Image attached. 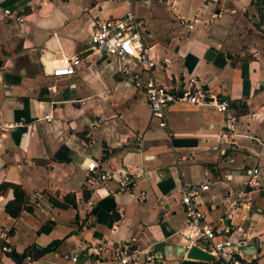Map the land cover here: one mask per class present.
Segmentation results:
<instances>
[{"label":"crops","instance_id":"0c3cea01","mask_svg":"<svg viewBox=\"0 0 264 264\" xmlns=\"http://www.w3.org/2000/svg\"><path fill=\"white\" fill-rule=\"evenodd\" d=\"M4 8L25 21L0 18V125H18L0 129V184L26 198L11 218L4 206L12 191H0V233L11 247L2 252L0 240V264H20L23 253L52 264L87 244L130 240L160 256L156 264H219L186 257L202 241L170 197L185 181L208 185L198 204L216 239L241 241L240 264H264V0H0ZM129 9L143 20L154 58L171 61L156 69L157 81L170 88L195 76L227 103L236 134L224 130L226 114L181 103L167 107L159 128L119 72L137 67L89 49L95 23ZM195 16L205 26L187 30L182 19ZM72 56L80 63L71 76L49 75ZM90 161L107 174L142 175L118 193L113 180L90 182ZM252 166L262 188L249 195L250 209H235L228 194L241 191Z\"/></svg>","mask_w":264,"mask_h":264},{"label":"built area","instance_id":"2783aa9c","mask_svg":"<svg viewBox=\"0 0 264 264\" xmlns=\"http://www.w3.org/2000/svg\"><path fill=\"white\" fill-rule=\"evenodd\" d=\"M205 2L216 3L217 0H204ZM1 20H8L17 24H23L25 19L22 15L13 12L8 8L0 10ZM187 30L195 25L205 26L204 22L197 16L190 20H183ZM145 24L129 9L120 18L104 20L95 23L89 38L88 45L92 52L103 54L106 57H115L120 61H127L137 67V70L122 66L119 72L130 83L133 89L139 91L145 98L150 118L155 120L159 128H166L165 111L174 103L193 105L198 107H211L214 111L226 114L223 128L230 134H236L234 114L228 112L227 103L209 96L198 87L195 76H189L180 84L167 88L160 84L155 78L154 72L163 65H170L167 58H154L150 47L144 44L143 36ZM80 63L77 56L61 59L57 65L51 68L50 76L62 78L71 76L76 66ZM63 73L62 75H57ZM45 121H50L49 116H44ZM18 125H0V129H11ZM90 182L105 183L113 180L116 184V192H130L141 177L140 172L123 170L119 173L107 174L97 169L96 164L90 161L84 166ZM260 169L257 166L245 168L242 171L243 188L236 195L232 196L231 206L239 210L251 208L249 195L262 188L259 181ZM208 190V185L203 182H182L170 197L175 200L183 210L187 228L191 230V238L201 240L202 244L197 245L203 252L207 253L212 260L219 264H240L241 241L227 237L217 240L212 228L206 224V214L199 208V196ZM143 196V194H141ZM234 196V197H233ZM7 236L0 233V240L4 242L1 251L11 253V247L5 243ZM58 262L52 264H156L161 258L152 253L149 248H139L134 240L110 244L99 242L87 244L79 250L55 255ZM30 254H25L20 264H35Z\"/></svg>","mask_w":264,"mask_h":264},{"label":"trees","instance_id":"16d2710c","mask_svg":"<svg viewBox=\"0 0 264 264\" xmlns=\"http://www.w3.org/2000/svg\"><path fill=\"white\" fill-rule=\"evenodd\" d=\"M9 188L12 191V199L8 201L4 206V212L6 215H8L11 218H16L20 211L22 210V206L25 202V194L21 190V188L14 184H6L2 183L0 184V191ZM58 242L51 243L49 246L45 247V252L52 251L55 249ZM27 253L22 254L23 256ZM14 256V255H13ZM16 259H18V256H14Z\"/></svg>","mask_w":264,"mask_h":264},{"label":"water","instance_id":"95a60500","mask_svg":"<svg viewBox=\"0 0 264 264\" xmlns=\"http://www.w3.org/2000/svg\"><path fill=\"white\" fill-rule=\"evenodd\" d=\"M207 55H210V52L207 53ZM186 257L188 259H195V260H201V261H210L212 258L205 252H203L199 247L193 245L190 246L187 250Z\"/></svg>","mask_w":264,"mask_h":264},{"label":"bare ground","instance_id":"6f19581e","mask_svg":"<svg viewBox=\"0 0 264 264\" xmlns=\"http://www.w3.org/2000/svg\"><path fill=\"white\" fill-rule=\"evenodd\" d=\"M61 74H63V73H59V74H57V75H61Z\"/></svg>","mask_w":264,"mask_h":264}]
</instances>
